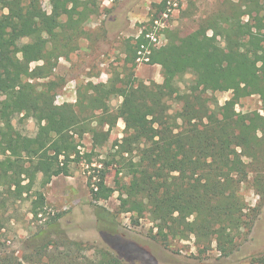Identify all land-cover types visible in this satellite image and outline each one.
Wrapping results in <instances>:
<instances>
[{
	"label": "trees",
	"instance_id": "trees-1",
	"mask_svg": "<svg viewBox=\"0 0 264 264\" xmlns=\"http://www.w3.org/2000/svg\"><path fill=\"white\" fill-rule=\"evenodd\" d=\"M42 1L0 0V209L26 194L31 220L45 219L24 241L29 254L21 259L0 253V264H156L147 249L119 231L117 213L100 204L114 192L102 177L92 182L90 175L87 186L105 247L61 235V214L47 217L44 209V188L69 174L72 156L80 158L70 133L90 134L92 149L82 156L91 166L95 148L127 115L134 122H127L108 155L135 152L125 166L133 175L121 185L118 212L159 224L163 242L193 237L200 252L214 243L231 256L264 213V0L231 3L191 34L153 49L148 64L160 66L161 83H145L132 73L137 50L147 42L143 29L125 41V63L131 65L125 75L88 82L78 88L75 103L61 105L55 96L64 80L54 69L78 50L83 24L98 3L48 0L47 12ZM153 7L147 24L166 10V0ZM187 75L192 79L181 88ZM222 92L231 96L219 104L214 94ZM252 95H258L262 112H237L238 102ZM113 98H121L115 110ZM16 115L34 120V136L14 127ZM246 182L259 198L250 209L240 194ZM250 264H264V252L253 254Z\"/></svg>",
	"mask_w": 264,
	"mask_h": 264
},
{
	"label": "rangeland",
	"instance_id": "rangeland-1",
	"mask_svg": "<svg viewBox=\"0 0 264 264\" xmlns=\"http://www.w3.org/2000/svg\"><path fill=\"white\" fill-rule=\"evenodd\" d=\"M161 1L97 0L98 11L90 15L83 24L82 29L85 35L79 39L78 50L66 59L60 58L54 69V75L64 80L62 86L56 90L55 103L57 105L75 103L78 88L86 83H104L116 73H120L121 77L125 75L127 73L125 67L131 66L125 63V41L136 38L143 29L147 30L146 33L153 30V21L148 24L147 22L156 12L153 5ZM237 1L166 0V5L168 2L176 3L178 12L169 18L166 28L157 31L156 35L161 39L160 46H153L148 40L145 45L152 52L153 49L164 46L172 37L183 38L195 31L203 19L217 12L229 11L230 4ZM42 8L47 12L50 11L48 0L42 1ZM160 69L157 64L136 63L132 73L138 80L145 83L151 81L161 83ZM191 79L192 77L187 75L179 81L178 85L184 88ZM230 96V92L214 94L219 104H223ZM120 102L121 98L111 99L110 108L115 110ZM174 109H177V106ZM235 109L241 113L262 112L258 95L241 99ZM130 120L132 121L133 117L127 115L117 121L115 127L105 136L104 145L93 151L91 166L86 165V158L82 156L92 149L90 134L70 133L77 145L80 158L76 160L72 156L73 160L69 162V174L53 178L43 190L47 217L61 214L56 225L58 233L73 240L105 247L97 230L93 207L90 205L87 182L88 177L93 175L92 182L102 177L105 185L114 191L108 200L101 201L100 204L110 212L117 213L119 231L125 238L147 249L155 258L156 264H250V257L253 254L264 252L261 236V231L264 230V213L252 227L246 240L242 241L237 246L238 249L229 257H224L214 243L206 252H200L195 246L193 237L179 240L168 236L163 242L161 240L164 230L159 224L151 222L147 216L135 221V216L119 213L121 185L127 184L133 175L132 170L126 169L125 166L131 156L134 157L135 152L133 151L131 156L124 154L117 155L115 158L108 155L112 153L111 149L115 141H120L125 135L124 130ZM12 123L24 135L34 136L36 132L35 122L31 118L16 115ZM106 129L107 127L104 128ZM120 167H122L121 172H117ZM240 194L249 209L259 202L250 183L240 185ZM26 197V194H23L22 200L13 204L8 202L6 208L0 209V253H14L21 259L29 254L25 239L45 221L44 219L40 223L31 220L30 199Z\"/></svg>",
	"mask_w": 264,
	"mask_h": 264
},
{
	"label": "built area",
	"instance_id": "built-area-1",
	"mask_svg": "<svg viewBox=\"0 0 264 264\" xmlns=\"http://www.w3.org/2000/svg\"><path fill=\"white\" fill-rule=\"evenodd\" d=\"M178 12V6L176 3L168 2L166 5V10L161 13L154 21H153V30L145 34V38L151 43L153 46H160L161 39L157 34V31L163 30L167 27L169 22V18L175 16ZM151 50L145 44H141L136 53V63L138 64H147L150 60Z\"/></svg>",
	"mask_w": 264,
	"mask_h": 264
}]
</instances>
